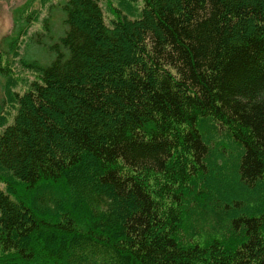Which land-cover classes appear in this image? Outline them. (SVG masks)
Masks as SVG:
<instances>
[{
	"label": "trees",
	"instance_id": "obj_1",
	"mask_svg": "<svg viewBox=\"0 0 264 264\" xmlns=\"http://www.w3.org/2000/svg\"><path fill=\"white\" fill-rule=\"evenodd\" d=\"M57 6L24 91L0 51V264H264V0Z\"/></svg>",
	"mask_w": 264,
	"mask_h": 264
},
{
	"label": "rangeland",
	"instance_id": "obj_2",
	"mask_svg": "<svg viewBox=\"0 0 264 264\" xmlns=\"http://www.w3.org/2000/svg\"><path fill=\"white\" fill-rule=\"evenodd\" d=\"M59 2H62V0H45V2L42 0H0V51L5 49L4 47L6 46L7 41L14 38L17 39L19 55L15 57L12 66L14 72L22 78V80L18 81L16 87L20 92L24 91L26 88L24 83L25 80H32L36 73L31 71V69L23 67L18 58L23 56L26 61H36L43 65L53 57L52 54L48 53L49 51L47 48L49 45L54 44L57 41L63 30L62 20L64 18V12L57 6ZM26 5L27 7L21 12L22 19L29 14L34 16L35 13L38 14V18L36 21L29 24L26 34H20L21 31L18 27V23L20 24V27H23L26 23H20L21 19L19 18L20 14L18 15V10ZM102 6L104 11L107 12L105 16L106 20H108L110 14L104 6V2H102ZM48 15L51 24L50 33L42 38L40 42L38 39L31 38L30 36H35L36 33H41L43 27L42 21ZM17 36H19V38H17ZM2 82L3 79L0 77V94L2 91Z\"/></svg>",
	"mask_w": 264,
	"mask_h": 264
}]
</instances>
